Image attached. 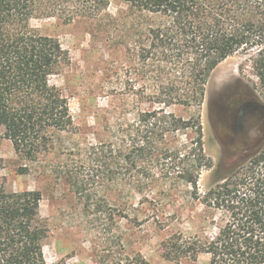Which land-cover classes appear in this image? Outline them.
<instances>
[{"label": "trees", "instance_id": "16d2710c", "mask_svg": "<svg viewBox=\"0 0 264 264\" xmlns=\"http://www.w3.org/2000/svg\"><path fill=\"white\" fill-rule=\"evenodd\" d=\"M121 1L151 19H163L145 30L138 55L149 79L143 92L148 104L200 109L213 70L228 57L243 54L264 111V0ZM109 3L0 0V127L21 162L20 175L50 154L72 128L68 101L50 84V78L69 65L68 51L56 39L29 28V21L92 20L104 14ZM166 72L173 73L174 80L160 82ZM137 121V127L125 129L114 143L102 145L114 168L110 174L120 191L119 203L123 195L148 201L161 182L175 192L184 187V198L220 218L212 236L175 233L162 243L161 257L177 264L196 262L200 255L208 256L207 264H264V140L240 168L200 194V175L212 162L204 151L199 117L183 119L160 109L140 112ZM179 133H189V144L166 146L167 137ZM157 173L160 178L154 177ZM5 190L0 184V264H47L41 245L44 227L37 215L40 193ZM137 215L132 217L135 224ZM136 264L148 263L140 259Z\"/></svg>", "mask_w": 264, "mask_h": 264}, {"label": "rangeland", "instance_id": "374dc122", "mask_svg": "<svg viewBox=\"0 0 264 264\" xmlns=\"http://www.w3.org/2000/svg\"><path fill=\"white\" fill-rule=\"evenodd\" d=\"M162 21L134 11L121 0H110L108 10L96 19L65 24L47 18L28 23L68 51L69 65L50 78V84L67 99L72 128L59 137L50 154L20 175L21 162L0 127V184L6 192L40 193L37 215L44 227L41 245L47 264L61 260L68 264H136L140 259L148 264H177L161 257L164 241L179 231L198 236L216 232L218 213L184 198V187L177 193L160 182L148 201L123 195L119 203L120 191L111 180L114 168L105 146L125 129L137 127L140 112L161 109L183 119L199 117L204 151L212 162V168L200 175V194L222 183L256 150L252 144L260 136L263 110L258 112L256 125L240 132L236 140L227 134V129L231 131L227 112L249 101L261 106L257 80L243 54L228 57L213 70L200 109L146 102L143 92L149 79L138 55L145 30ZM173 75L166 72L160 82L174 80ZM188 134L169 135L166 146L189 144ZM134 212L138 224L133 222ZM156 220L163 223L161 228ZM207 263L208 256L200 255L196 262L178 264Z\"/></svg>", "mask_w": 264, "mask_h": 264}, {"label": "flooded vegetation", "instance_id": "af4514ba", "mask_svg": "<svg viewBox=\"0 0 264 264\" xmlns=\"http://www.w3.org/2000/svg\"><path fill=\"white\" fill-rule=\"evenodd\" d=\"M249 102L254 103V105L249 106L247 108H243V105L245 103H247V102H244L242 105L237 106L236 108L229 111V113L227 112V114H226V116L229 117L230 121H231L230 122L231 123V128H230L231 131H229V129H227V134L230 135V138L232 139V141H233V139L236 140V136L240 132H242V131L244 132L248 129L251 130L256 125V123H257L256 121L259 119L258 118V112L261 113V110H262L261 106L256 102H252V101H249ZM225 113H226V111H225ZM256 146L258 147L259 145H256Z\"/></svg>", "mask_w": 264, "mask_h": 264}, {"label": "water", "instance_id": "95a60500", "mask_svg": "<svg viewBox=\"0 0 264 264\" xmlns=\"http://www.w3.org/2000/svg\"><path fill=\"white\" fill-rule=\"evenodd\" d=\"M254 105V103H251V102H247L243 105V108H247L249 106H252ZM261 109L263 110L262 106H261ZM263 119L261 120V126H260V136L258 139H256L254 141V143L252 144L253 146H256V145H259L262 143V141L264 140V111H263Z\"/></svg>", "mask_w": 264, "mask_h": 264}]
</instances>
